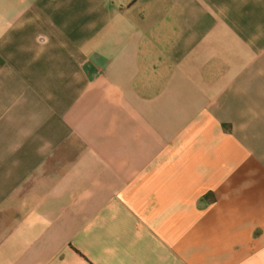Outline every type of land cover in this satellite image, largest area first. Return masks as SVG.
Masks as SVG:
<instances>
[{
	"label": "crops",
	"instance_id": "0c3cea01",
	"mask_svg": "<svg viewBox=\"0 0 264 264\" xmlns=\"http://www.w3.org/2000/svg\"><path fill=\"white\" fill-rule=\"evenodd\" d=\"M0 264H264V0H0Z\"/></svg>",
	"mask_w": 264,
	"mask_h": 264
}]
</instances>
